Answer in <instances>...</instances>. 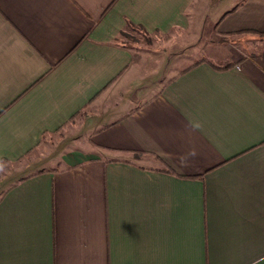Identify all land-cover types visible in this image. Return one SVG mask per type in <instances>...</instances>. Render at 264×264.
Segmentation results:
<instances>
[{
  "label": "crops",
  "instance_id": "1",
  "mask_svg": "<svg viewBox=\"0 0 264 264\" xmlns=\"http://www.w3.org/2000/svg\"><path fill=\"white\" fill-rule=\"evenodd\" d=\"M0 264H264V0H0Z\"/></svg>",
  "mask_w": 264,
  "mask_h": 264
},
{
  "label": "rangeland",
  "instance_id": "2",
  "mask_svg": "<svg viewBox=\"0 0 264 264\" xmlns=\"http://www.w3.org/2000/svg\"><path fill=\"white\" fill-rule=\"evenodd\" d=\"M169 37L170 36H158V37L150 36V35L142 32L141 30H139L137 28H131L128 32H126V34L122 35V39H124L125 41L131 42L133 44L135 43V44L139 45L140 47H143L146 49H149L152 46H156L157 49L163 48L161 50L162 52L160 54H161V56L167 55L166 64L164 65V70H166V71H167V65H168V60H169V58H168L169 53L165 52L164 46L168 45L169 44L168 42L171 41V40L169 41ZM146 51H145V53H147ZM170 56H172V55H170ZM226 63H229V62H219L218 64L224 65ZM162 66H163V64H162ZM57 140L58 139H53L51 144L55 145L54 143H56Z\"/></svg>",
  "mask_w": 264,
  "mask_h": 264
},
{
  "label": "trees",
  "instance_id": "3",
  "mask_svg": "<svg viewBox=\"0 0 264 264\" xmlns=\"http://www.w3.org/2000/svg\"><path fill=\"white\" fill-rule=\"evenodd\" d=\"M232 65V63H226V64H224V65H220V67L221 68H227V67H229V66H231Z\"/></svg>",
  "mask_w": 264,
  "mask_h": 264
}]
</instances>
